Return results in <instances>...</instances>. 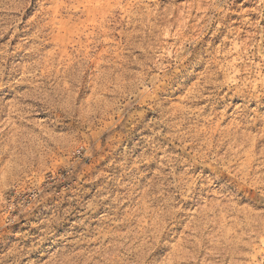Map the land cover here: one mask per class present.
Wrapping results in <instances>:
<instances>
[{"label":"rangeland","instance_id":"374dc122","mask_svg":"<svg viewBox=\"0 0 264 264\" xmlns=\"http://www.w3.org/2000/svg\"><path fill=\"white\" fill-rule=\"evenodd\" d=\"M263 57L264 0H0V264H264Z\"/></svg>","mask_w":264,"mask_h":264},{"label":"bare ground","instance_id":"6f19581e","mask_svg":"<svg viewBox=\"0 0 264 264\" xmlns=\"http://www.w3.org/2000/svg\"><path fill=\"white\" fill-rule=\"evenodd\" d=\"M200 2H201V1H200ZM193 3H194V2H193ZM198 4H200V3H198ZM187 6H188V5H187ZM190 7H191V6H190ZM198 8H200V7L198 6ZM190 10H191V9H190ZM190 10H189V11H190ZM181 13H183V12H181ZM186 14H188V13H186ZM181 17H182V16H181ZM182 23L184 24V23H186V21L184 20ZM242 56H243V55H242ZM263 58H264V57H263ZM13 257H14V256H13Z\"/></svg>","mask_w":264,"mask_h":264}]
</instances>
